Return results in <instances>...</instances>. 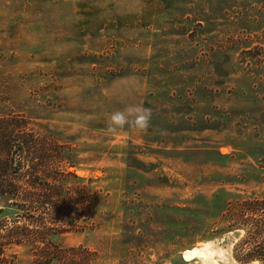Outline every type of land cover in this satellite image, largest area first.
<instances>
[{
	"label": "rangeland",
	"instance_id": "374dc122",
	"mask_svg": "<svg viewBox=\"0 0 264 264\" xmlns=\"http://www.w3.org/2000/svg\"><path fill=\"white\" fill-rule=\"evenodd\" d=\"M128 105L152 110L146 133L109 130ZM12 117L75 150L47 170L61 213L0 198V241L27 240L3 264H262L220 221L264 190V0H0L2 140Z\"/></svg>",
	"mask_w": 264,
	"mask_h": 264
},
{
	"label": "trees",
	"instance_id": "16d2710c",
	"mask_svg": "<svg viewBox=\"0 0 264 264\" xmlns=\"http://www.w3.org/2000/svg\"><path fill=\"white\" fill-rule=\"evenodd\" d=\"M7 119L11 120L13 126L14 134L10 135L15 138L13 141L10 140V135L5 136L3 140L0 138V198H4L6 201L8 200L7 196L12 197L10 202L15 200V212H18L17 209L28 211L26 218H34L38 214L46 216L54 212L61 213L63 210L60 205L64 201L59 195L66 184L63 180L60 181V176L53 177V174L47 173V170L55 169L54 172L59 175L57 172L59 167L53 165V160L57 158L54 153H66L67 150L69 153L73 152L75 148L59 145L57 141L52 145L45 140L39 141L33 131L26 130L24 120L17 119L18 121L15 122L13 117ZM3 128L8 130L9 127L3 126ZM15 129L17 134H15ZM36 160L39 162L35 163ZM25 167H28L25 174L30 175L33 180L25 181V185L30 190L24 191L23 204H20L16 200H20L22 192H20L17 183L20 181L19 173L24 171ZM262 175L258 180L260 183H264V173ZM48 178L51 182L48 181ZM237 199L238 201L228 203L223 219L220 221L222 226L220 230L244 232L243 237L235 246L237 257L245 263L259 261L264 264V190L253 191L250 194L239 196ZM11 207L14 206L1 207L0 214L8 216L11 213ZM14 238L15 236L6 237L4 240L10 242H4V244L0 241V264L6 262L3 259L6 256V248L10 250L14 245H22L24 241H27L24 234L21 233L15 243ZM37 239L34 244H38L37 248L43 245V247L40 246L41 253L48 254L50 252L48 250L52 246V239L44 238L43 241ZM8 245L11 247H6ZM53 260L51 257L47 263H51Z\"/></svg>",
	"mask_w": 264,
	"mask_h": 264
},
{
	"label": "clouds",
	"instance_id": "9594fccd",
	"mask_svg": "<svg viewBox=\"0 0 264 264\" xmlns=\"http://www.w3.org/2000/svg\"><path fill=\"white\" fill-rule=\"evenodd\" d=\"M152 110L143 105H128L111 113L108 128L112 132L132 130L146 133L151 127Z\"/></svg>",
	"mask_w": 264,
	"mask_h": 264
},
{
	"label": "bare ground",
	"instance_id": "6f19581e",
	"mask_svg": "<svg viewBox=\"0 0 264 264\" xmlns=\"http://www.w3.org/2000/svg\"><path fill=\"white\" fill-rule=\"evenodd\" d=\"M199 254H201L200 249L197 251V253L196 252L195 253L192 252V253L187 254V258L191 260V259H194L195 257H197Z\"/></svg>",
	"mask_w": 264,
	"mask_h": 264
}]
</instances>
